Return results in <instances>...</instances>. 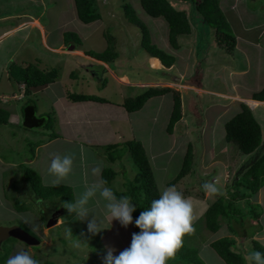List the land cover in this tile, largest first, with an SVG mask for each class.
<instances>
[{"label":"rangeland","instance_id":"rangeland-1","mask_svg":"<svg viewBox=\"0 0 264 264\" xmlns=\"http://www.w3.org/2000/svg\"><path fill=\"white\" fill-rule=\"evenodd\" d=\"M169 1L174 8L186 12L191 25L190 34H183L177 38L182 48L173 52L176 58L173 64H177L174 69L179 70L181 77L180 85L173 81L144 82L149 78L163 80L162 73H168L171 70L152 71V67L161 64L156 59L148 58L149 53L141 45V28L128 22L123 15V4L131 3L148 28L152 43L161 47L168 34L167 23L162 17L153 18L147 15L139 0L138 2L136 0H96L101 17L87 24L77 18L73 0H0V38H2L0 40V70L10 72L11 65H22L24 61L26 64L37 65L45 71L53 68L57 70L51 90L45 89L40 93L12 98V103L7 104L9 109L11 106L14 107L21 117L20 123L10 118L6 124L0 123L2 161L23 159L29 155L30 145L26 143L27 140L17 136L21 133L29 135L44 131L49 137L64 136L62 133L64 131L58 129L56 123L57 100L55 98L59 94L64 97L66 93L94 94L114 103L120 102L119 99L122 102L124 98L136 96L142 91V87H168L181 93L182 113H186V117H181L173 129L172 135L168 134L166 126L172 109L171 98L168 94L153 96L140 110L127 112L126 117L129 120L123 121L122 127H116L119 132L124 130L121 132L123 139L114 141L120 148L116 162L111 163L105 155H100L98 147L87 148L79 143L64 142L63 145L67 144L66 147L71 151L67 154V158H64L67 161L64 168L59 170L57 162L54 165L49 161L48 163L54 167V174L39 173L43 168L49 171L47 169L49 165L46 163L30 168L39 177L35 184L41 187L60 184L69 187L73 197L72 210L68 207L66 200L63 202L56 196L34 203L30 198L35 195L34 187H32L34 183L30 181L28 185L23 179V172L29 167L21 164L14 167L0 161V171H9L3 179L0 178V264H134L141 253L134 242L135 232L129 216L131 204L117 201L110 193V188L118 191L125 190L126 183L131 182L137 172L129 150L123 144L131 139L141 141L145 148L173 230L182 236L188 245L197 249V254L204 264H226L210 246L211 241L226 235L236 239L235 249L242 252L246 264H262L259 262L261 258L252 249V240L256 239L264 244V185L255 197L261 209L259 221L262 229L258 231L256 229L252 237L247 235L242 237L239 221L234 222L233 218L230 219L233 221L231 224L239 235L230 232L227 221L221 217L216 232L207 230L201 219L206 208L218 196H229L230 192L227 191L237 178V171L241 169L242 162L246 158L243 155L239 156L235 145L227 143L221 134L203 126L201 121H204L206 116L202 108L205 107L207 114H211L214 110L210 107L215 102L222 104L225 108L235 105L240 109L239 102L242 100H234L225 94L219 96L214 92L209 93V96L202 94L199 97V93L202 92H182V88L190 85L188 82L190 80L194 83L191 85L193 87L197 82H201V85L214 91H230L242 96L241 93L246 86L255 85L257 79L253 80V76L258 70L259 74L264 76V0L219 1V7L235 37V42L237 39L239 43L237 49L235 47L236 50L233 51L235 54L232 52L228 54L226 49L219 45L216 28L203 21L201 15L196 13L195 0ZM36 18L43 26L46 36H43L42 30L35 25ZM20 22L23 24L22 31L6 33L13 28H18ZM68 31L78 34L81 42L76 47H79L82 54L67 49L73 45L64 40V32ZM104 33L108 34V39L111 38L110 46L112 45L117 53V58L110 63H104L83 56L84 51L102 52L106 49L108 41L103 36ZM61 39L63 48L59 47L56 52H51L47 45L55 46ZM247 43H253V46ZM240 46L248 50V59L242 57L246 51ZM234 55L236 61L233 59ZM202 56L205 59L200 69L194 63V58ZM224 58L229 61L228 64L224 63ZM83 59L88 60L83 61ZM231 63H235L236 68L248 67V70L250 66V70L248 74L243 75L237 70L233 71ZM223 65H227L225 70ZM70 72L75 77H72ZM95 72L96 74L101 72L97 79L92 76ZM111 72L126 73L130 79L126 80L128 81L126 84L123 82L124 78L120 79L117 77L118 74L115 76ZM141 80L142 83L131 84L133 81ZM240 88L241 93L238 92ZM14 89L16 93H19L20 89L15 87ZM65 99L68 100L67 97ZM31 102L36 106L37 116L43 117L49 113L47 116L50 119L47 121L50 125L38 129H28L21 125L22 109ZM246 103L252 107L255 106L250 101ZM259 107L256 111H261L262 114L255 117L261 126L263 141L257 152L264 147V105L259 104ZM236 108H230L224 115L227 114L229 119L230 114L233 116L237 112ZM209 118L213 119V116L209 115ZM228 119L226 118L224 122ZM186 123H190L189 131ZM194 130L196 135L193 136ZM13 131H17L16 136ZM185 133L187 136H183ZM189 140L196 142V144L193 143V149H195L193 170L173 188L168 189L167 182L178 173ZM79 147L83 152L79 151ZM115 155H117L116 152H114ZM107 167L115 169L117 173L109 186L101 181V172ZM173 189L177 195L172 194ZM174 196H178L180 200L181 197H185L183 203H178V212L174 207L172 210V204L175 203ZM187 198H195L198 201L188 204ZM202 200L205 208L199 210V203ZM18 203H21L22 207ZM236 204L243 206L244 201L238 200ZM247 217L244 218V224L246 231H249L250 225L255 223L251 221L249 223ZM14 226H25L35 235L39 241L38 244L29 245L16 240L15 235L18 231ZM247 248H249L248 251ZM168 261L169 259H166L165 264H168Z\"/></svg>","mask_w":264,"mask_h":264},{"label":"trees","instance_id":"trees-1","mask_svg":"<svg viewBox=\"0 0 264 264\" xmlns=\"http://www.w3.org/2000/svg\"><path fill=\"white\" fill-rule=\"evenodd\" d=\"M139 1L147 15L153 18L162 17L166 21L168 27V42L172 48L178 49L180 47V43L177 41L178 36L190 34L191 32V25L186 12L174 8L169 0ZM136 2H138V0H136ZM194 4L197 11L196 13L201 15L203 21L210 24L213 28H216V36L219 45L224 47L227 53L232 52L236 44L235 37L231 33L229 24L219 7V0H195ZM74 5L77 18L85 24L94 22L101 17L96 0H74ZM122 9L126 19L130 23L141 28V45L144 50H146L150 56L158 58L165 67H171L175 61V56L152 43L148 28L144 21L138 16L132 4L125 2ZM103 36L106 37L108 41L106 49L102 52L88 50L85 54L104 63H110L117 58V53L112 45L110 46L112 40L111 38H107L108 34L104 33ZM64 40L67 43L73 44L74 48H76L81 42L78 34L73 31L64 32ZM204 59L203 56L196 57L194 58V63L201 69ZM225 60L226 59L224 58L223 61ZM99 66L104 67L103 65ZM163 70L165 69L162 68L160 70L152 68V71L160 72ZM173 73V70L168 73L163 72L162 75L164 76V79L161 81L170 80L171 76L175 74ZM8 74L9 77L18 84H24L25 94H30L33 89L44 87L55 81L54 79L57 76V70L53 68L45 71L40 69L37 65L32 63L26 64L24 61V64L22 65H11ZM92 74L94 77H99L100 75L98 74H101V72L98 74H96V72ZM71 76L75 77L73 73H71ZM157 80L158 79L155 81ZM142 88V91L136 94V96L124 98L120 106L129 113L134 112L140 110L149 98L168 94L172 101V109L166 126V132L171 135L173 129H175V126L182 117V100L179 91L159 86ZM205 95L209 96V94ZM67 97L71 101H108L104 97L86 93H68ZM251 98L259 101L264 100V84L260 90L252 94ZM239 106V111H237L226 122H223L224 140L227 143L235 145L238 154L246 156V158H244L242 162L241 169L237 171V178L233 181L227 191L230 192L229 196H218L206 208L201 219L207 230L210 232H216L219 228V218L221 217L223 220L227 221V227L234 235L239 234L231 222L239 221L242 237H245L246 235L247 237H252L256 229L257 231L262 229L259 221L261 209L256 202L255 197L259 189L264 185V147L260 152H257L263 139L261 126L255 118L252 110L244 102H239ZM47 117L49 118V116ZM8 118L9 113L6 110L0 109V123L6 124ZM198 124H200V122ZM48 125H50V123L47 121L45 126ZM194 135H196L195 130L193 131V136ZM188 142L187 150L183 156L178 173L173 179L167 182L169 188L176 185L184 176L193 170L195 150L193 149V143L196 144V142H192V140H189ZM123 144H125L129 150L130 157L137 167V172L134 175L133 180L126 183L127 186L125 190L118 191L114 188H110V193L117 201L131 204L129 216L135 232L134 242L141 253L139 259L134 264H165L166 259H169L168 264L177 262H184L186 264H204L197 254V249L194 246L188 245L183 237L173 230L166 213L162 193L159 192L153 170L141 141L131 139L126 140ZM102 148L103 152L101 155H105L111 163L116 162L119 158L118 151L120 148L118 147V144L113 143L103 145ZM114 152H116L117 155L114 156ZM26 170L27 171L23 172L25 182L28 185L30 184V181L34 183V186L32 187H34L35 195L30 197L34 203L50 196H56L63 202L66 200L68 207L72 210L73 197L72 191L69 187L61 184L52 187H41L40 185L35 184L39 179L38 175L30 168ZM116 175L117 173L115 172V169L107 167L101 172V181L103 184L109 186ZM238 200H243L244 205H237L236 202ZM18 204L22 207L21 203ZM246 217L249 223L250 221L255 223V225H250L249 231H246L245 229L244 218ZM232 218L235 220L231 221L230 219ZM22 230L26 233L29 232L25 226L22 227ZM29 234L35 237L34 234L30 232ZM15 239L18 240L17 238ZM236 243V239L233 236L226 235L211 241L210 246L226 264H246L242 252L235 249ZM252 246L255 254L261 258V260L257 259L264 264V244L253 239ZM248 249L249 248L246 250L248 251Z\"/></svg>","mask_w":264,"mask_h":264},{"label":"crops","instance_id":"crops-1","mask_svg":"<svg viewBox=\"0 0 264 264\" xmlns=\"http://www.w3.org/2000/svg\"><path fill=\"white\" fill-rule=\"evenodd\" d=\"M233 5L234 4H232V6ZM34 20H37V23L35 25H37L43 32V26L40 24L38 19L36 18ZM22 22H24V21H22ZM21 25H23V24L21 23L18 26V28H13L6 33L12 34L14 32L22 31L23 29H21ZM43 36H46L45 32H43ZM1 39L2 38H0V40ZM243 42H249V41H243ZM238 45H239V43L237 42V39H236V44H235L236 49H237ZM247 45L253 46V43H247ZM47 46L51 50V52H56L59 47L62 49L64 44H63L62 39H61L59 44H56L55 46L54 45H47ZM244 46H240V48L242 47L246 51L245 52L246 54H244V56H242V57L248 59L247 56H248L249 52H248V50H246V47H244ZM159 48L165 50L166 52H168L170 54H173V52H175L176 50H178L179 48H182V47H179L178 49L172 48L168 42V38L166 35V41H163L162 46ZM67 49H69V48H67ZM236 49L234 48L233 51H235ZM74 51L78 54H82L81 50H79V47L78 48L76 47L74 49ZM233 51H232V53H233ZM85 52L86 51H84L83 54H85ZM233 54H235V53H233ZM83 56L90 58V59L93 58V57L86 55V54ZM148 58H150L152 60L157 59V61L161 64L160 66L152 67V68H156V69L163 68L165 70H171V71L173 70L174 73L179 76V70L174 69L177 66V64H173L171 67L167 68L161 63V61L158 58L152 57L150 55L148 56ZM233 59L236 61L235 55H234ZM84 60H88V59H83V61ZM92 60H94V59H92ZM220 60H222V59H220ZM228 62L229 61H226V60L224 61L225 64H228ZM230 65H232L233 69H232V67H231V69L233 71L237 70L240 73H242L243 75L248 74V72L250 70V66H249V70H248V67L247 68H240V67L236 68L235 63L234 64L231 63ZM226 66L227 65H223L224 70H225ZM149 68H151V67H149ZM71 73L72 72H70V75H71ZM111 73H113V72H111ZM0 74H1V76H0L1 77L0 78V98H2V100L4 99V101H2V100L0 101V109H3V107H4L5 108L4 110H6L10 115L9 116L10 120H14L16 123H20L19 121H20L21 115L18 114V112L12 106L9 109L7 107V104L9 102L12 103V101H13V100H11L12 98L14 99V97H15V99H17L20 97H24L25 94L23 93V95H22V89L20 88L21 87L20 84H18L14 80H12L11 77H9L8 72L2 70L0 72ZM113 74L116 76V74H118V73L115 74V72H114ZM88 75H89V73H88ZM117 77H119L120 79L124 78L125 80L123 82L126 84L128 83V81L126 82V80H128V78L130 79V77L126 73L118 74ZM174 79H176V77H174ZM255 79H257L255 85L246 86L247 88L245 87L242 93H241L242 89L241 88L239 89L238 92L241 93L242 96H239L238 94H233L230 91H214L213 89L202 87V86H200L201 82H197L198 85L195 84V87H193L191 85H193L194 83L190 82V80H188L190 85H185V86L182 85V86H184L182 88L183 89L182 92H186V91H198L199 92L200 91V92L205 93V94H209L211 92H214L216 95H219V96H224L223 94L229 95L234 100H242V101H246V102L250 101L253 103V105H255L252 112H253L254 116L257 117V116H261L262 112L256 111L257 109L260 108L259 105L256 106V104H260V105L263 104L264 105V101L253 100L251 98V96L254 92L260 90L264 84V76L259 74V70L253 76V80H255ZM155 80L156 79L149 78V79L145 80L144 82H147V81L148 82H162L161 80H157V81H155ZM139 82L142 83V80L141 81H133V82H131V84H135V83H139ZM173 82H175V83L178 82L177 85H180L182 83V82L179 83L180 81H178V80H174ZM53 84H54V82L49 83L40 89L32 91L30 93V95L33 93H40V92H42V90H45V89L51 90V86H54ZM14 87L20 89L19 93L15 92ZM232 90H234V89H232ZM66 94H64V95H66V97H67L68 93H66ZM180 95H181V93H180ZM233 95H236V96H233ZM201 96H202V94L199 93V97H201ZM66 97H64L62 94H59L55 98V100H57L56 105H55L56 111H57V114H56V116H57L56 117L57 118V120H56L57 128L62 129L64 131V132H62L64 134V136L59 137L58 135H56L55 137L54 136L49 137L47 135L48 133H46L44 131L36 133V134L26 135V134L21 133V134L17 135V133H16L17 131L16 132L13 131L15 133L14 136L17 135V136L25 138L27 140L26 143H28V145H30V153L28 156H26V158H23V159L19 158L18 160H15V159L10 160L9 159L8 161H6V160L2 161L1 160L2 158L0 157V161L7 163V164H11L14 167H17V165L18 166L26 165L29 168L41 166V164L46 163L49 165L47 168L49 171H45L46 169L43 168L42 170L39 171V173H41L42 175H49L51 173L54 174V172H53L54 167L49 163L54 164L57 162L58 166H59V170L64 168V164L67 163V161H65L64 158H67V154L70 153L71 151L68 150L70 148L66 147L67 144H66V146L63 145L64 142L65 143L70 142L72 144L79 143L80 145L86 146L87 148L98 147V148H100L99 152L102 153L103 152V148H102L103 145L115 143L114 141H116L117 139H121V140L123 139L124 136L121 132H124V130H121L120 132L118 130H116V127H118V126L122 127V123H124L123 121L128 119L126 117V116H128L127 111L122 106H120L121 99H119L120 102L116 101L113 103L110 101L99 102V101H92V100H90V101H71L69 99L66 100L65 99ZM248 99H251V100H248ZM192 105H193V103H192ZM204 108L205 107H203L202 109H203V111H205L206 117H205L204 121H202L203 126L208 127L210 131H214V132L217 131V133L219 135L221 134L224 137V130H223L224 128L222 126V123L225 121L226 118L228 119L227 114L226 115H224V114L228 110H230V108L235 109L236 106L234 105L233 107L230 106L228 108H225L222 104L214 102L213 104H211V107H210V108H212V110H214L213 113H211V114H207V110H204ZM236 111H239V107L236 108ZM255 111L257 112V115L255 114ZM182 112H183V101H182ZM47 114H49V113H47ZM185 115H186V113H182V118L186 117ZM209 115L213 116V119H210ZM231 115L232 114H230V117H232ZM193 123H194V121H193ZM189 124L190 123H186L188 131H189ZM220 124H221V128H220ZM192 127H193V125H192ZM192 127H191V130H192ZM187 133L183 134V136L184 135L187 136ZM69 140H71V141H69ZM173 142H175V141H173ZM14 147H16V146H14ZM78 149L80 152H83V150H80V147ZM16 153H18V152H16ZM22 155H24V154H22ZM239 156H241V155H239ZM48 161H49V163H48ZM19 164H21V165H19ZM55 171H57V170H55ZM8 172L1 170L0 171V173H1L0 178L3 179V177H5ZM23 179L25 181L24 177H23ZM171 188H173V187H170V189ZM168 189H169V187H168ZM171 192L173 195H177V193L174 189L171 190ZM184 198L185 197H183V198L181 197V200H180V198L178 196H174L175 203L172 204L173 205L172 210L174 207V209L178 212L179 211L178 203H180V204L183 203ZM188 200L189 201H187V203L190 204V202L196 201L197 199L191 198ZM203 202L204 201L202 200L199 203V210H203L205 208V205Z\"/></svg>","mask_w":264,"mask_h":264},{"label":"water","instance_id":"water-1","mask_svg":"<svg viewBox=\"0 0 264 264\" xmlns=\"http://www.w3.org/2000/svg\"><path fill=\"white\" fill-rule=\"evenodd\" d=\"M72 47L70 46V49ZM175 80H180L179 78H176ZM46 117H39L36 115V108L34 105L32 104H26L23 109H22V123L21 125L24 128H28V129H38L40 127H42L45 123ZM17 234L15 235V237L26 243L29 245H34V244H38V240L36 239V237H34L33 235L24 232L22 229H18L17 228ZM15 233V232H14ZM13 233V234H14ZM8 234H10V232H8ZM8 236V235H7Z\"/></svg>","mask_w":264,"mask_h":264},{"label":"clouds","instance_id":"clouds-1","mask_svg":"<svg viewBox=\"0 0 264 264\" xmlns=\"http://www.w3.org/2000/svg\"><path fill=\"white\" fill-rule=\"evenodd\" d=\"M74 1V0H73ZM220 1V0H219ZM140 2V1H139ZM75 6V5H74ZM133 6V5H132ZM136 8V7H135ZM124 15V14H123ZM77 16V15H76ZM125 17V16H124ZM126 18V17H125ZM152 19V18H151ZM129 22V21H128ZM72 48L71 49H75L74 48V46L72 45L71 46ZM69 49H70V47H68ZM87 55V54H86ZM152 57H154V56H152ZM92 59H95V58H92ZM96 61H98V62H102V61H100V60H97V59H95ZM174 77H176V78H179L180 80L179 81H181V78L178 76V75H173V76H171V79L170 80H168V81H163V82H171V81H174L175 79H174ZM54 82V81H53ZM52 83V82H51ZM178 83V82H177ZM180 83V82H179ZM20 88L22 89V95H23V93L25 94V85L24 84H22V83H20ZM23 86V87H22ZM40 88H42V87H40ZM40 88H37V89H40ZM37 89H33V90H37ZM25 95H27V94H25ZM6 99V98H5ZM14 99H15V97H14ZM0 100H2V98H0ZM254 100V99H253ZM2 101H4V99L2 100ZM259 101V100H258ZM264 101V100H263ZM242 102H244V103H246L245 101H242ZM30 104H32V103H30ZM247 105H248V107L251 109V110H253L254 109V107H252L251 105H249L248 103H246ZM32 105H34V104H32ZM259 105V104H258ZM35 106V105H34ZM257 106V105H256ZM35 108H36V106H35ZM129 113V112H128ZM131 113V112H130ZM48 115V114H47ZM39 117H42L41 115H38ZM46 117V120H45V123L44 124H46V121L48 120V117L47 116H45ZM179 123V122H178ZM43 126H45V125H43ZM42 126V127H43ZM41 128V127H40ZM108 145V144H107ZM102 154V153H101ZM32 160V159H31ZM47 226V225H46ZM20 241V240H19ZM20 242H22V241H20Z\"/></svg>","mask_w":264,"mask_h":264},{"label":"flooded vegetation","instance_id":"flooded-vegetation-1","mask_svg":"<svg viewBox=\"0 0 264 264\" xmlns=\"http://www.w3.org/2000/svg\"><path fill=\"white\" fill-rule=\"evenodd\" d=\"M14 227H16V226H14ZM18 227H19L20 229H22V227H21V226H17L16 228H18ZM3 229H4V228H3ZM4 230L6 231V229H4ZM28 233H29V232H28Z\"/></svg>","mask_w":264,"mask_h":264}]
</instances>
